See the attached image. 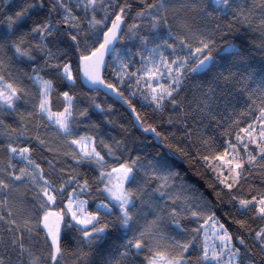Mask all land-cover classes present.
I'll list each match as a JSON object with an SVG mask.
<instances>
[{"label":"trees","instance_id":"16d2710c","mask_svg":"<svg viewBox=\"0 0 264 264\" xmlns=\"http://www.w3.org/2000/svg\"><path fill=\"white\" fill-rule=\"evenodd\" d=\"M116 19L123 27L103 81L159 144L80 83L79 60ZM148 54L185 59L162 100L143 88ZM35 78L49 84L52 113L69 108L66 134L41 115ZM0 85L11 92L0 101V264H211L203 231L212 222L238 264H264V210L240 208L264 199V117L263 137L246 136L264 114V0H0ZM80 137L92 139L100 161L78 152ZM20 150L52 203L12 153ZM122 168L123 212L103 192L105 176ZM71 195L96 218L88 228L72 223Z\"/></svg>","mask_w":264,"mask_h":264},{"label":"rangeland","instance_id":"374dc122","mask_svg":"<svg viewBox=\"0 0 264 264\" xmlns=\"http://www.w3.org/2000/svg\"><path fill=\"white\" fill-rule=\"evenodd\" d=\"M102 36H100L101 40ZM192 56H197L195 53ZM209 59L200 60L197 64L195 70H203ZM185 59H176L171 64H169L163 58H157L156 56L150 57L148 54L146 56V61L144 63L143 72L141 73V80L144 82L143 88L146 90L147 96L150 100H162L169 96L171 90L179 85L181 78V73L185 69ZM63 75L67 80H71V74L68 68H65ZM35 83L38 86L41 93L40 100V113L41 115L57 130L61 133L66 134L68 131V121L70 119L69 108H66L62 113L56 114L52 113L48 105V94H49V84L42 81L39 78H35ZM11 97V92L0 85V101L7 102ZM67 98V97H66ZM67 104H70L71 100L67 98ZM69 106V105H68ZM261 116L258 121L253 125L251 130H248L246 136L248 139L255 141L263 137L262 127L263 119ZM88 137H80L78 140L72 142L73 146L78 150V152L84 157H93L100 161L99 156L95 152L93 141ZM19 160L22 161L24 168L28 175L34 178L36 181L40 182L43 188V196L50 203L53 202V197L50 195L49 190L42 181H40L39 171L33 168L27 161V153L25 150H20L12 152ZM221 163L228 167L232 162L230 160L221 159ZM235 166L234 163H232ZM129 179V172L127 169L122 168L115 173L105 176L103 182H105L103 192L109 199L112 206L120 209L122 212L130 205V200L126 192L124 191V182L126 183ZM124 180V181H123ZM84 202L71 195L67 204L66 209L69 213L70 219L76 226L85 229L92 225L96 220L94 216L89 215L86 212ZM255 204L257 205L260 212L264 210V199L254 200L251 203L240 204L241 209H245L247 205ZM98 209L101 211H110L108 205L100 204ZM203 240L205 244L206 260L211 264H238L237 249L232 243L231 238L223 229V227L217 222H212L203 231ZM152 264H171L168 261L156 260L154 259Z\"/></svg>","mask_w":264,"mask_h":264},{"label":"water","instance_id":"95a60500","mask_svg":"<svg viewBox=\"0 0 264 264\" xmlns=\"http://www.w3.org/2000/svg\"><path fill=\"white\" fill-rule=\"evenodd\" d=\"M122 27V20H114L102 36L98 47L92 53L79 60V80L85 89L100 91L106 95V97L120 104L130 114L136 128L140 130L142 134L150 136L159 144V140L152 130H141L140 123L134 110L121 98L118 91L113 86L107 85L103 81V73L107 60L116 48Z\"/></svg>","mask_w":264,"mask_h":264}]
</instances>
